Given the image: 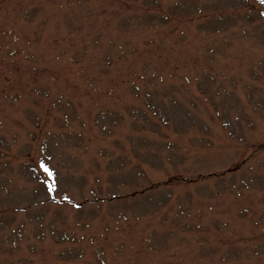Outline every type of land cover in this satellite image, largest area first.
I'll return each instance as SVG.
<instances>
[{"label": "rangeland", "instance_id": "374dc122", "mask_svg": "<svg viewBox=\"0 0 264 264\" xmlns=\"http://www.w3.org/2000/svg\"><path fill=\"white\" fill-rule=\"evenodd\" d=\"M0 264H264V3L0 0Z\"/></svg>", "mask_w": 264, "mask_h": 264}, {"label": "snow or ice", "instance_id": "6c2138e0", "mask_svg": "<svg viewBox=\"0 0 264 264\" xmlns=\"http://www.w3.org/2000/svg\"><path fill=\"white\" fill-rule=\"evenodd\" d=\"M261 2L264 3V0H261ZM44 170H45L46 172H48V169L45 168ZM50 174H51V173H49V175H50Z\"/></svg>", "mask_w": 264, "mask_h": 264}]
</instances>
